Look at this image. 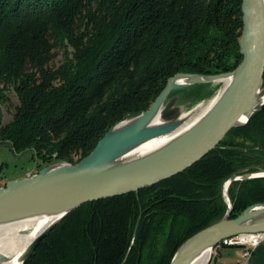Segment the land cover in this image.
Segmentation results:
<instances>
[{
    "label": "trees",
    "instance_id": "obj_1",
    "mask_svg": "<svg viewBox=\"0 0 264 264\" xmlns=\"http://www.w3.org/2000/svg\"><path fill=\"white\" fill-rule=\"evenodd\" d=\"M241 3L0 0V103L9 85L18 98L12 118L0 126V143L29 152L38 161L35 171L79 161L110 126L146 109L174 73L234 69L242 58ZM57 47L64 57L51 66ZM219 84L194 83L170 96L184 91L195 104ZM258 171H264L261 106L184 170L80 204L22 264H169L186 238L225 214L224 182ZM227 194L233 217L264 202V176L233 179Z\"/></svg>",
    "mask_w": 264,
    "mask_h": 264
},
{
    "label": "water",
    "instance_id": "obj_2",
    "mask_svg": "<svg viewBox=\"0 0 264 264\" xmlns=\"http://www.w3.org/2000/svg\"><path fill=\"white\" fill-rule=\"evenodd\" d=\"M241 12L238 45L242 58L234 69L214 74L178 71L168 77L146 109L110 126L79 161L51 162L0 186V222L38 214L57 216L32 238L21 264L52 226L80 204L138 190L184 170L209 152L231 128L244 124L258 106L264 107V99L256 100L257 92L264 89V0H242ZM224 77L230 80L216 95H219L216 102L180 136L141 159L115 165L130 148L179 126L182 112L176 105V97L170 96L171 91L194 83H218ZM181 78L185 81L180 82ZM157 115L167 123L153 124ZM124 120L128 122L116 128ZM256 176H264V171L235 175L224 182L223 195L228 203L225 214L186 238L169 264H189L198 253L209 248L204 263L208 264L213 248L224 238L241 232L264 231V220H254L264 202L249 204L236 216H229L230 181ZM2 259L0 253V263Z\"/></svg>",
    "mask_w": 264,
    "mask_h": 264
},
{
    "label": "bare ground",
    "instance_id": "obj_3",
    "mask_svg": "<svg viewBox=\"0 0 264 264\" xmlns=\"http://www.w3.org/2000/svg\"><path fill=\"white\" fill-rule=\"evenodd\" d=\"M230 77H224L221 82L225 85L229 82ZM185 81L184 78L179 80ZM218 96L212 98L206 106L197 114L195 119L190 122L189 113L180 114L179 126L165 134L150 138L132 148L127 150L116 162L115 165H122L137 159H141L156 150L164 147L178 136H180L193 122H195L200 116L211 108L216 102ZM264 99V89L257 92L256 100L261 102ZM128 121L124 120L119 123L116 128L123 126ZM153 124H165V120H162L157 115L153 121ZM56 215L53 214H38L31 216H24L7 221L0 222V253L3 255V259L0 264H21L22 257L31 242L32 238L43 228L48 226L52 221L56 219ZM254 220H264V205L258 207V213L255 215ZM209 248L204 249L198 253L189 264H204L209 257Z\"/></svg>",
    "mask_w": 264,
    "mask_h": 264
},
{
    "label": "rangeland",
    "instance_id": "obj_4",
    "mask_svg": "<svg viewBox=\"0 0 264 264\" xmlns=\"http://www.w3.org/2000/svg\"><path fill=\"white\" fill-rule=\"evenodd\" d=\"M64 57L63 48L57 47L55 48V54L52 58L50 65L57 66L62 62ZM189 86V85H188ZM186 86V87H188ZM224 83H220L217 86L215 93L195 104H189V102L184 98V91L181 93H176L171 96L176 97V105L181 108V112L184 114L189 113L190 122L195 119L197 114L201 111V109L208 104V102L214 98L223 88ZM7 95V99L5 102L0 103V126L9 121L12 118V114L15 110V106L18 104V98L15 93V90L12 85L5 90ZM193 119V120H192ZM29 152L25 154L13 153L8 146L0 143V165H2V170L0 171V178L5 181L18 178L21 176H26L35 172L36 164L38 161L30 158ZM214 248L209 260L208 264H211V259L213 256Z\"/></svg>",
    "mask_w": 264,
    "mask_h": 264
},
{
    "label": "crops",
    "instance_id": "obj_5",
    "mask_svg": "<svg viewBox=\"0 0 264 264\" xmlns=\"http://www.w3.org/2000/svg\"><path fill=\"white\" fill-rule=\"evenodd\" d=\"M242 246L218 244L214 248L211 264H242ZM245 264H264V239L255 247Z\"/></svg>",
    "mask_w": 264,
    "mask_h": 264
},
{
    "label": "built area",
    "instance_id": "obj_6",
    "mask_svg": "<svg viewBox=\"0 0 264 264\" xmlns=\"http://www.w3.org/2000/svg\"><path fill=\"white\" fill-rule=\"evenodd\" d=\"M6 183L0 178V186ZM264 239V231L241 232L227 238H224L222 244H236L242 246L241 257L242 264H245L247 258L252 254L255 247Z\"/></svg>",
    "mask_w": 264,
    "mask_h": 264
}]
</instances>
